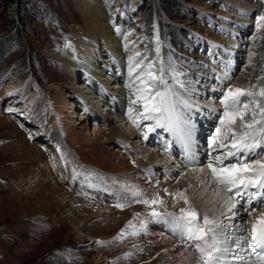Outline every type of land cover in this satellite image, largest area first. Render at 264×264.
<instances>
[{
  "label": "rangeland",
  "instance_id": "obj_1",
  "mask_svg": "<svg viewBox=\"0 0 264 264\" xmlns=\"http://www.w3.org/2000/svg\"><path fill=\"white\" fill-rule=\"evenodd\" d=\"M77 1L0 0V264H96L98 255L103 256L99 264H116L124 245L120 233L160 227L158 219L145 216L148 208L135 202L140 199L129 189L122 191L123 199L111 195L121 190L120 182L94 165L98 152L104 149L110 152L107 158L114 166L131 170L125 175L142 173L130 156L133 150L110 140L107 132H98L103 127L101 121L110 118L103 115L115 107L111 100L117 99L110 95V101L91 111L92 105L88 107L71 91L69 73L51 55L67 46L71 30L83 24ZM101 3L107 7L113 27L120 29V39L135 26L136 17L142 18V27H135L144 32L137 47L146 48L145 57H161L168 84L193 105L186 114L196 131L202 132L197 138L195 166L207 172L209 137L219 124L223 91L228 86H264L260 79L264 77V30L256 29V17L264 14V0ZM132 48L121 58L107 55L103 48L99 70L90 75L82 71L73 74L78 82L102 85L107 94L113 90L97 79L104 84L112 81L132 94L128 85L133 81H127L131 75L125 67ZM178 81L183 82V88ZM9 87L18 90L14 97H10L14 93L9 97L2 94ZM34 93L37 97L30 104ZM66 94L74 96L67 101L77 106L69 105L66 114L75 117H61V122L67 121L59 124L52 100ZM92 100L95 106L99 104ZM18 119L24 120L23 124ZM64 125L65 130L61 128ZM163 132L158 134L162 143L170 138ZM155 135L150 134L147 142L159 144ZM138 139L142 141L143 136ZM102 205L107 206L104 209ZM135 260L136 256L127 255L120 264Z\"/></svg>",
  "mask_w": 264,
  "mask_h": 264
},
{
  "label": "bare ground",
  "instance_id": "obj_2",
  "mask_svg": "<svg viewBox=\"0 0 264 264\" xmlns=\"http://www.w3.org/2000/svg\"><path fill=\"white\" fill-rule=\"evenodd\" d=\"M77 2L83 24L75 26L71 30L70 39L67 46L60 48L56 51V53L52 52L51 55L53 56L54 60L60 63L62 68H64L69 73L70 79L68 83L71 86V91L77 93V95H80L81 100H85L87 103L86 105H89L88 107H91L92 105L91 111L95 112L96 109H99V105L102 107V102H107L110 95H114L118 100H111L115 107L112 110H109V114L105 113L103 115V117L108 115L110 118L105 119V122L101 121L103 127L98 132L100 134L107 132L110 136V140H118V142H122L131 150H133L134 153L130 154V156L134 158V161H136L142 173L141 175L134 176L125 175L126 171L129 172L131 170L126 167L125 171L124 168L119 166V164L114 166L107 158V155H111L110 152L104 149L100 150L98 152L99 158L97 159L96 163H94V165L116 176L118 179L117 181L120 182L118 184L119 187H121V192L116 190V194L114 191H112L111 195H116V197L119 198L122 196V191L127 189H129L132 194L136 191H139L141 193V195L138 197L140 200H151L155 197L162 199L164 204L161 205L157 203L153 206V208L155 211L160 212L165 217H168L170 213L179 216L180 210L182 208H195L201 214V216L208 215L210 218L215 219L223 228H225V230L235 229L237 224H239L242 219L247 218V213L240 211L239 215L234 217L232 220L226 219L227 216L231 215V213L228 212V203H225L230 194L225 192L220 186L216 185L215 182L211 180L209 170L207 172L196 170L197 163H195L196 166L189 164L185 159V156H167V153H165L161 146L156 144V142L153 144L147 142L148 139L145 140L143 138L142 141L138 139V137L143 136V134L129 119L128 108L133 107L136 109L132 115L137 117L141 128H145L146 130L147 124H151L152 122L141 120L139 118L138 112L142 109L139 104L132 105L131 103V101L135 99L132 88L129 89L127 87L128 91L131 90L130 92L132 93L127 94L125 93L124 88L116 85L112 81L105 82L104 84V82H101V80L97 79L98 83L103 84L104 87H107V89L110 88L113 90L107 94L101 89V87H103L102 85H94L90 81L83 83L78 82L79 79L75 77L73 72L79 74L82 71V73L85 72L90 75L92 71H97L100 69L101 65L98 58L101 56V49L103 48L107 55L111 56L112 54V56L114 55L117 58H121L125 57L126 51L133 47L130 50V55L125 58V67L127 66L128 71L132 66L130 61L133 58L143 65H147L150 62H155V69L162 67V60L157 54L154 58L145 57L146 48L137 47L141 43L142 38H144L143 30L135 28L142 27L141 17L138 16L135 18V26L130 27L125 32L122 39H120L118 37V27H113L112 20L106 12L107 7L102 5L101 0H78ZM233 45L235 48L236 44L233 43ZM136 53H140V55L137 56ZM231 53H234V51H231ZM111 61L114 62V60ZM142 70V68H139L136 70V72H133L131 76H127V81H133V77ZM127 74H129V72ZM92 76L95 78L96 73L94 72ZM106 79L108 80L109 78ZM132 83L133 87H135V85L139 82L136 81L135 83ZM9 88L4 90L2 94L6 97H9V94L14 93L13 95H10V97H14L18 90L15 88ZM88 94L90 97H88ZM179 94L181 95L180 92ZM35 97L37 96L34 93V95L29 100V103L33 100L35 101ZM68 97L73 98L74 96L66 94L64 97H60L58 95L54 100H52L54 104V111L57 113H55V118H57L58 121H60L61 117H64L65 119L75 117L70 116L69 113L66 114L69 112L67 111L69 105L72 108L76 106L72 102L67 101ZM92 99L98 100L99 104L95 106V103L91 102ZM119 101H123V104H120ZM184 111L186 112L187 110ZM208 111L210 112V109H208ZM213 111H211V114L214 115L216 111ZM58 114L60 117L57 116ZM55 118L53 119V122H55ZM192 118H194V116H192ZM208 119L211 118L208 116ZM20 120L18 119L17 121L23 124L22 122L24 120ZM66 121L67 120L62 122L60 121L59 124ZM61 128L65 130L66 125L62 126ZM199 128L202 131V128ZM160 132H163V130L160 129ZM160 132L156 130L155 133H149L148 136L150 134H160ZM163 133L165 134V132ZM201 133H199V131H196L195 133L196 155V146L198 142L197 138ZM170 139L171 137L169 140ZM93 149L96 151L99 150L94 147ZM137 179H142V181L137 182ZM165 188L168 189L167 193L164 192ZM176 192H184L189 199V204L186 205L183 203V200L176 198ZM115 202L119 203V200L115 198ZM102 206L105 209V206L107 205ZM145 208H148L147 210L145 209V216L149 217V214L153 209L149 208L147 205ZM256 215H259V211H257ZM79 219L80 216L77 217V220ZM158 223L160 224L158 229L153 230L151 229V226H148L147 230H140L139 232L137 231L138 234L135 236L131 235L132 232L128 230L124 231V236L122 238L124 245L122 246L121 254L117 256L119 258L116 264H120L127 255L136 256L138 258V260H135L136 262L133 264H198V254L195 252L193 253L194 249L188 246L191 242L181 240L179 233L173 226L171 217H169L168 220H159ZM137 226L139 227V224ZM241 226L244 225L241 224ZM248 227H250V225H248ZM148 229L150 230L148 231ZM120 234L119 237H121ZM236 234L241 235V233L238 232ZM95 241H97V239ZM240 254L244 255L245 259L250 258L245 253ZM102 258L103 256H96L95 263L99 264L102 261Z\"/></svg>",
  "mask_w": 264,
  "mask_h": 264
},
{
  "label": "snow or ice",
  "instance_id": "obj_3",
  "mask_svg": "<svg viewBox=\"0 0 264 264\" xmlns=\"http://www.w3.org/2000/svg\"><path fill=\"white\" fill-rule=\"evenodd\" d=\"M256 29L264 30V14L256 17ZM130 64V75L139 68L143 69L133 77V82L139 83L135 87L128 85L135 96L131 103L140 105L142 110L138 116L141 120L152 123L146 126V130L141 128L137 117L132 115L136 111L133 107L128 108L129 119L145 140L157 129L167 132L171 139L163 144V151L168 153L175 143L185 159L193 162L196 126L184 111H190L193 105L168 84L163 67L155 69V62L143 65L134 58ZM260 79L264 80V77ZM177 83L184 87L183 82ZM219 103L222 111L219 124L209 140L211 151L205 167L211 180L230 194L225 203H228L231 215L226 219L232 220L240 211L246 212L247 218L242 219L235 229L225 230L215 219L201 216L195 208H182L179 216L170 213L165 217L153 208L157 203L164 204L159 197L135 202L152 208L150 215L155 219L168 220L171 217L181 240L191 242L188 246L195 250L202 264H264V86H228ZM164 192L167 193L168 189L165 188ZM133 195L139 197L141 193L136 191ZM175 196L189 204L184 192H176ZM257 211L259 215H256ZM129 226H132L131 222ZM131 235L135 236L137 232L133 231ZM120 236L123 238L124 233ZM240 253L250 258L245 259Z\"/></svg>",
  "mask_w": 264,
  "mask_h": 264
},
{
  "label": "trees",
  "instance_id": "obj_4",
  "mask_svg": "<svg viewBox=\"0 0 264 264\" xmlns=\"http://www.w3.org/2000/svg\"><path fill=\"white\" fill-rule=\"evenodd\" d=\"M14 1V0H13ZM15 1H17V0H15Z\"/></svg>",
  "mask_w": 264,
  "mask_h": 264
}]
</instances>
